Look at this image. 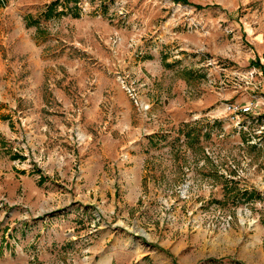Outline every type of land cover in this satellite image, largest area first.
<instances>
[{"label":"rangeland","instance_id":"rangeland-1","mask_svg":"<svg viewBox=\"0 0 264 264\" xmlns=\"http://www.w3.org/2000/svg\"><path fill=\"white\" fill-rule=\"evenodd\" d=\"M0 264H264V0H0Z\"/></svg>","mask_w":264,"mask_h":264},{"label":"built area","instance_id":"built-area-1","mask_svg":"<svg viewBox=\"0 0 264 264\" xmlns=\"http://www.w3.org/2000/svg\"><path fill=\"white\" fill-rule=\"evenodd\" d=\"M226 109L232 114L249 112L250 114L255 115L259 113L258 111L254 110H259V108L257 104L253 102V100L247 101L245 103L229 101V104L226 106Z\"/></svg>","mask_w":264,"mask_h":264}]
</instances>
